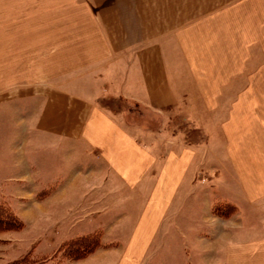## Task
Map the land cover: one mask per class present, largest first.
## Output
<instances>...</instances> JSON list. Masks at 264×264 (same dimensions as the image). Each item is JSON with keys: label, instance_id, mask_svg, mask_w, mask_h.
Returning a JSON list of instances; mask_svg holds the SVG:
<instances>
[{"label": "rangeland", "instance_id": "374dc122", "mask_svg": "<svg viewBox=\"0 0 264 264\" xmlns=\"http://www.w3.org/2000/svg\"><path fill=\"white\" fill-rule=\"evenodd\" d=\"M34 1L0 0V203L8 204L23 221L18 230L0 231V264L25 256L50 259L66 239L94 231L100 234L97 248L64 264H117L131 220H137L142 210L145 189L131 191L121 179L114 180L85 142L38 127L48 97L63 89L82 92L121 115L140 142L150 146L157 162L175 144L184 148L201 141L205 130L216 145L215 159L205 160L216 169L214 174L199 169L193 177L199 197L191 196L189 189L182 193L178 212L163 224L167 235L154 240L140 264H223L220 253L207 250L218 240L213 234L236 225L232 232L264 236V205L253 207L243 198L220 135L244 80H232L209 116L189 109L199 108L202 99L186 72L182 83L189 93L177 95L178 106L165 113L106 95L103 80L116 81L119 75L118 67L111 69L117 62L110 64L119 56L112 46L118 36L105 15L100 23L97 8L111 7L120 14L126 7L152 9L158 0H76L80 3L76 7L63 6L68 0H55L53 9H34L30 5ZM261 74L246 79L247 133L255 136L264 135V71ZM184 105L188 108L182 110ZM205 161L200 159V165ZM223 201L236 206L231 214L218 216L221 213L213 206ZM56 257L60 259V254Z\"/></svg>", "mask_w": 264, "mask_h": 264}, {"label": "crops", "instance_id": "0c3cea01", "mask_svg": "<svg viewBox=\"0 0 264 264\" xmlns=\"http://www.w3.org/2000/svg\"><path fill=\"white\" fill-rule=\"evenodd\" d=\"M45 1L30 5L34 9L56 5L55 0ZM77 5L76 0L63 3ZM157 5L152 9L126 7L120 14L118 10L113 13L111 7L97 8L100 23L105 15L110 30L118 36L112 46L119 56L109 62H117L111 69L118 67L119 75L116 81L103 80L102 90L165 113L178 106L177 95L189 93L182 83L186 72L202 99L199 108L189 105V109L209 116L232 80H244L235 93L238 99L229 108V118L221 124L220 135L243 198L253 207L264 205V135L247 133L245 101L246 79L261 77L264 71V0H158ZM121 119L98 100L63 89L50 94L37 123L48 133L85 142L109 167L114 180L121 179L131 191L146 190L142 210L137 220H131L132 229L117 263L140 264L150 254L154 240L167 235L163 224L178 212L182 193L189 189L191 196L199 197V184L193 177L200 168L214 174L216 169L205 160L215 159L217 148L205 130L201 141L193 140L184 148L175 144L163 161L157 162L150 146L140 142L133 128ZM232 229L236 230V225L213 234L218 240L207 250L220 253L223 264H264V236L247 237Z\"/></svg>", "mask_w": 264, "mask_h": 264}, {"label": "trees", "instance_id": "16d2710c", "mask_svg": "<svg viewBox=\"0 0 264 264\" xmlns=\"http://www.w3.org/2000/svg\"><path fill=\"white\" fill-rule=\"evenodd\" d=\"M221 205H224L221 207ZM220 206V207H219ZM235 204L233 202H222L216 203L213 208L219 211L221 214L218 216L229 215L235 209ZM222 210V211H221ZM23 226V221L17 215V213L12 210V208L6 203H0V231L4 230H18ZM100 234L90 232L88 234H82L74 238L66 239L62 242L60 248L55 252L60 254V259L56 260V254L50 259H30L29 256H25L21 259L15 260L6 264H64L66 259H79L87 256L89 253L93 252L94 249L99 245ZM85 255V256H84Z\"/></svg>", "mask_w": 264, "mask_h": 264}]
</instances>
